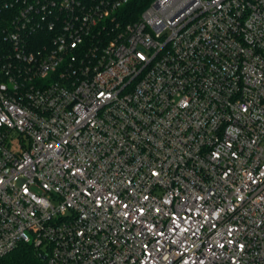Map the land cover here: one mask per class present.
Here are the masks:
<instances>
[{
  "label": "built area",
  "instance_id": "1",
  "mask_svg": "<svg viewBox=\"0 0 264 264\" xmlns=\"http://www.w3.org/2000/svg\"><path fill=\"white\" fill-rule=\"evenodd\" d=\"M0 0V259L264 264V0Z\"/></svg>",
  "mask_w": 264,
  "mask_h": 264
},
{
  "label": "trees",
  "instance_id": "2",
  "mask_svg": "<svg viewBox=\"0 0 264 264\" xmlns=\"http://www.w3.org/2000/svg\"><path fill=\"white\" fill-rule=\"evenodd\" d=\"M148 3V0H136L135 6L140 8ZM0 264H42V260L30 243H22L5 257L0 259Z\"/></svg>",
  "mask_w": 264,
  "mask_h": 264
}]
</instances>
